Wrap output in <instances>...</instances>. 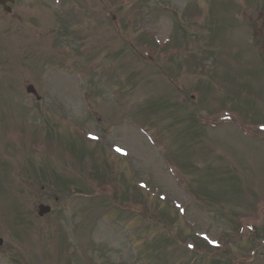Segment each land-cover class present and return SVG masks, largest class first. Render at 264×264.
Instances as JSON below:
<instances>
[{
  "label": "rangeland",
  "instance_id": "1",
  "mask_svg": "<svg viewBox=\"0 0 264 264\" xmlns=\"http://www.w3.org/2000/svg\"><path fill=\"white\" fill-rule=\"evenodd\" d=\"M13 6L0 264H264V0Z\"/></svg>",
  "mask_w": 264,
  "mask_h": 264
},
{
  "label": "water",
  "instance_id": "2",
  "mask_svg": "<svg viewBox=\"0 0 264 264\" xmlns=\"http://www.w3.org/2000/svg\"><path fill=\"white\" fill-rule=\"evenodd\" d=\"M10 1L13 2L14 0H0V3L5 6V9L7 11H11V7L7 6V3L10 2ZM27 90L29 92L36 93L38 95V91L33 87V85H29L27 87ZM38 97H39V95H38ZM40 208H41L40 215L50 211V207H46V206H44L42 204L40 205ZM3 242H4V240H2L0 238V244H2Z\"/></svg>",
  "mask_w": 264,
  "mask_h": 264
},
{
  "label": "snow or ice",
  "instance_id": "3",
  "mask_svg": "<svg viewBox=\"0 0 264 264\" xmlns=\"http://www.w3.org/2000/svg\"><path fill=\"white\" fill-rule=\"evenodd\" d=\"M119 150V149H118Z\"/></svg>",
  "mask_w": 264,
  "mask_h": 264
}]
</instances>
